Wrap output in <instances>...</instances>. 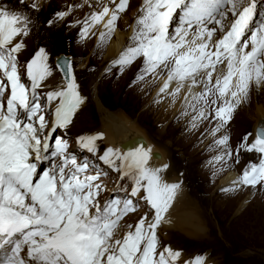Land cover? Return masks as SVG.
Here are the masks:
<instances>
[{"label": "rangeland", "instance_id": "obj_1", "mask_svg": "<svg viewBox=\"0 0 264 264\" xmlns=\"http://www.w3.org/2000/svg\"><path fill=\"white\" fill-rule=\"evenodd\" d=\"M204 1L205 8L198 0H185L168 16L162 11L174 3L165 0H0V112L13 102L20 104L19 116L26 121L45 117V122L39 120L50 139L47 159L34 161V171L38 169L37 177H56L60 193L75 203L69 212L95 214L96 223L108 229L109 249L136 225L145 220V227L151 224L155 215L147 190L155 181L125 167L122 155L105 147L93 101L96 82L104 106L128 115L164 151L165 172L184 179L207 228L208 237L197 240L179 232L171 235L159 224L153 232H143L144 243L138 241L132 252L137 248L139 256L148 253L147 264H264V150L253 144L254 127L262 118L259 110L264 115V0ZM209 8L215 11L211 25H191L203 23ZM194 17L199 18L191 21ZM17 23L24 32L20 40L23 34L29 41L21 51L3 43L5 27ZM119 31L131 35L123 55L112 61L109 48ZM180 34L191 43L187 50L197 55L177 54L186 47L184 41L181 50L172 49ZM62 53L73 56V72L87 106L79 118L90 124L78 121V131L73 129L75 119L70 126H51L58 106L49 100L65 95L54 62ZM214 55L223 58L217 65L209 59ZM258 66L262 77L255 75ZM167 78L197 87L199 94L174 111L169 104L171 99L174 105L180 102L179 91H161ZM228 81L236 82L224 97ZM229 174L237 180L223 186L221 180ZM140 235V230L130 235L129 243Z\"/></svg>", "mask_w": 264, "mask_h": 264}, {"label": "bare ground", "instance_id": "obj_2", "mask_svg": "<svg viewBox=\"0 0 264 264\" xmlns=\"http://www.w3.org/2000/svg\"><path fill=\"white\" fill-rule=\"evenodd\" d=\"M202 1L203 0H198V3L205 8V5H207V3H205V1L204 2H202ZM221 1H223V0H221ZM166 2L167 3L171 2V4H172V2L174 3V6H171V7L168 6V8H165V10L162 11V14H168V16H169L173 12L174 8L178 5H182L183 3H185V0H165V3ZM210 2H213V0H210ZM204 8H202V9H204ZM202 9H199L201 14H202ZM204 12L206 13V16L203 19L201 18L202 20H204V22L201 24L198 21H197L198 23L192 22L191 25H193V26H199V25L203 26L206 24L211 25V23L214 22L211 19V16L215 12L214 9L211 10L209 8V9H206ZM197 18H199V17H194V19L191 21L197 20ZM105 21H106L107 26H109L110 22H108V19ZM200 26L198 27L199 29H200ZM21 32H23V31L19 30V24L18 23H17V25H15V27L13 25L6 26L4 29V34H3V36H4L3 43L11 44L12 48H14L16 50H20V51L22 50L21 48H23V49L27 48L28 47L27 44L29 43V41H27V38L25 37V35L22 34V36H23V37L21 36L22 40L24 42L26 40V42H27L25 45L23 44V41L20 40V36H19L20 35L19 33H21ZM184 34H187V33L183 32L182 35H184ZM17 35H18V37H16V39L14 38V40H15V42H14L15 44H14L10 41V37L13 38L14 36H17ZM130 35H131V32H129L128 34H124L120 31L117 32L116 39L109 48V55L113 58L112 61L119 58L120 55H123L122 49H123L124 45L126 44V40L130 37ZM182 35L180 34L177 37L178 43H175L174 45H172L173 46V48L171 47L172 49L177 50L179 45L182 44L183 41H184V43H183L184 45L187 44L188 40H186V38L183 39ZM194 40H196V38ZM253 41H254V39H253ZM190 45H191V43L189 44V42H188V44L185 45L186 47L182 48V51L177 52V54L181 57H184V56L185 57L186 56L193 57V56L197 55L196 52L192 54L191 51L187 50L190 48ZM178 50H181V49H178ZM214 57H217V58L219 57V60L215 59ZM214 57H211L209 59L213 60L214 64L217 65L219 62L222 61L223 58H221V57H224V55L221 54V57L219 55H214ZM40 58H41V52L38 54L37 60H39ZM45 62H46V59H45ZM45 62L43 64V66H45V70L43 73H41L42 79L46 73V63ZM35 65H36V63H35ZM154 66L157 67V65H154ZM35 71L37 72L35 76L38 77V75H39L38 70L35 69ZM258 71H259V66L257 69H255V75L260 76V74H259L260 72H258ZM237 72H239V71L237 70ZM238 75L241 77V75H244V74H238ZM260 77H262V76H260ZM260 77H258V78H260ZM233 78H234V76H233ZM57 80L59 81L58 77H57ZM233 82H236V81H230V82L228 81V84L224 90V92H225L224 97L229 95L230 92L232 91ZM34 84L36 85L35 81H34ZM77 84L79 85L78 82H77ZM161 84H162L161 91L164 94H170L171 92H173L175 90L179 91V92H177L179 94V96L177 95L178 97H176V99H177V101H180V102H177L174 105L175 100L171 99L172 104H169L170 107L172 109H174V111H180L183 108H185L188 104L191 103V101H193L197 97V95L199 94V91H200L199 88L193 87V86L190 87V86H188V84H186L187 86H183L180 84L176 85L175 82L171 78L163 79V81H161ZM62 85H64V88H65L64 81H62V83L60 82V87ZM78 85L75 89H69L66 87L64 92L62 91L63 94H65L64 95L65 98L63 97V100H58L57 98L56 99L54 98L53 101L49 100L50 104H52V105L55 104L56 106H58L56 109L53 108L54 109V111H53L54 120H52V122H51L52 127L53 126L54 127L55 126L63 127L65 125L70 126L74 119H75L74 124H72L74 130L76 129V126H77L76 123L78 121H79L78 125L81 124L80 122H84L85 125L90 124L88 122V120H86L85 118H79L80 114L87 111V109H86L87 106L85 104L84 95L82 97L80 95L81 90L78 88ZM92 85H93L92 89L94 90V93H95L94 98L92 97L94 99L93 100L94 101V107H95V110L98 114V117L100 118V121H99L100 122V128H99L100 138L104 142L105 147L110 149V150H113L115 153H117L120 156L122 155L121 157L123 158V161L125 162L124 163L125 167L128 166L129 168H131L134 172H136L138 174H143V175H148V176L151 175L153 177L152 182L155 181V183H151V185L148 187L149 190H147L148 191V198L151 200V203L155 209V213H154V210L152 212V215H155V216H154L153 221H151V224L150 225L147 224V226L145 227L144 223L147 221V220H145L142 223L136 225L134 231H132V232L130 231V233L125 238H123V240L120 239L118 243L116 242L115 245H112V247H110L109 249L107 248V246H108L107 244H108L109 240L106 239L105 240L106 243L99 250V255L102 254V252H105L108 250L109 251L107 254H104V255L102 254L101 258H99L96 261V264H101V263H104L105 261H108L109 259H111L113 256H116L121 250H124V249H129V251L128 250H125V251L128 252L131 264H146L148 261V253H145L144 256H142V255L139 256L138 255V252L140 251L139 249L136 248L135 253L130 252V250H132L134 247H137V245L139 243H140V245H141V243H144V242H140V240H141V236L143 235V232L147 228H148V232L146 234H148L149 231L153 232V228L159 224H160L159 226H161L160 227L161 229L169 232L171 235H174V233L179 232V233H181V234H183L189 238L197 239V240L208 237L206 224H205V222H203V217L201 216V208L198 205V200H197V198L194 199L191 196L193 194V191H191L188 188V186L186 185V183L182 177H179V176L176 177L175 173L171 172L169 170H168L169 172H165L166 166L168 165V161H167V158L165 156L164 151L161 150L160 148H158L147 137L145 132L136 123H134V121H132L130 119V117L128 115H126L124 112H121V111L113 112V111H110L108 108H106L104 106V104L102 103L101 97L98 95V91H97L98 90V84L96 82H93ZM223 88H224V86H223ZM48 92H50V91L48 90ZM19 94H20V92H19ZM48 98H49V96H48ZM17 100H18V96H17L15 102H17ZM19 105L17 107L12 102L11 108H6V110H5V113H7L11 116H14V118H15V120L10 119V118L8 119L9 120L8 124H9L11 130L14 132H23V131L28 132L29 131L32 134H36L38 132L39 136L36 138L35 141L37 143H39L40 145H42L43 147H46L47 144H49V136L45 131V130H47L46 127H45V129H43L45 126L44 125L45 124L44 123L45 117L39 116V118H38V120H36V122L30 121V120L26 121L23 117L20 118V116H19V109L21 108ZM259 111H260V114L262 115V118H260V120L257 122L255 127L258 125H261L264 127V115H263V112L261 110H259ZM0 114H2V112H0ZM2 118H3V115H2ZM40 118H43L44 122L42 120H39ZM255 127H254V129H255ZM22 128H24V129H22ZM87 130H88V128H87ZM87 130H85V131H87ZM76 131H78V130L76 129ZM85 131H83V132H85ZM135 133H139L142 135V137H144V140L146 141L147 146H150V149L152 150V152L159 153V158L157 160H152L147 156L136 155V154H130L129 157H127L126 155H123L121 152L118 153L115 148H113L112 146L109 145V143H114V144L122 143V142L128 140ZM92 139H94V137H92ZM255 142H256V139L254 137V143L253 144L256 145L255 148L260 149V150H264V147L258 146L257 143H255ZM45 155L46 154H44V155L40 154V157H37L35 155V156H33V160L38 159V160H40V162H43V159H45ZM166 163H167V165L165 166ZM159 174L163 175L162 176L164 178L163 181L161 180V178H160L161 175L159 176ZM170 176H172V178H170ZM236 180H237L236 174H229L228 176L224 177L221 180V184L223 186H229L231 184H234ZM240 182H241V180H240ZM46 183H47V181L45 180L40 185L45 190H51V189H47L45 187ZM180 184H181V186H180ZM33 188H35V187H32L31 194H33V192H34ZM37 188L39 189V191L41 193V197H35V198H38V200L40 202L46 201L47 195L42 193L41 187L37 186ZM224 189H225V191L231 190L230 187L224 188ZM13 207L16 209H20V207H15V206H13ZM93 215H94V213H90L86 216V218L90 219ZM148 219H151V217ZM48 224L51 228H61L62 232L60 234H63L66 231L74 232L75 229H78L79 227H81L84 224V222H81L78 225V227H75L74 229H68L65 227V225H59L58 222H56V221H51ZM140 225L141 226L144 225V228L139 227ZM139 230L141 231L140 237L138 239L134 238L136 240V243L130 244L129 243L130 235H134ZM37 235H38L37 229L29 232L28 234H26V237H25V238H27L26 241L29 240L31 237H36ZM22 236L23 235L15 236L12 243L13 244L16 243L17 240ZM34 241H37V239H32L30 241V244L28 246L29 248H31V246H32L31 242H34ZM137 242H138V244H137ZM59 245L66 250L69 249V237H64V236L60 237ZM18 246L22 249L20 255L30 256V253H25V248H24L23 243H19ZM111 251H113V252L111 253ZM131 253H132V256H131ZM53 256L54 255L49 257V255H47V258L51 259V257H53ZM173 262L177 263L178 258L177 257L173 258ZM31 264H36V263L33 262ZM155 264H159V263L157 262Z\"/></svg>", "mask_w": 264, "mask_h": 264}, {"label": "water", "instance_id": "obj_3", "mask_svg": "<svg viewBox=\"0 0 264 264\" xmlns=\"http://www.w3.org/2000/svg\"><path fill=\"white\" fill-rule=\"evenodd\" d=\"M54 62L66 87L75 89L78 84L73 72V56L62 53L55 57ZM253 135L256 139L255 143H257L258 146L264 147V127L261 125L256 126L253 130ZM109 145L115 148L118 153L121 152L127 157H129L130 154H136L147 156L152 160H157L159 158V153L152 152L150 146H147L144 137L139 133L133 134L128 140L122 143H109ZM166 165L167 163L165 166Z\"/></svg>", "mask_w": 264, "mask_h": 264}]
</instances>
